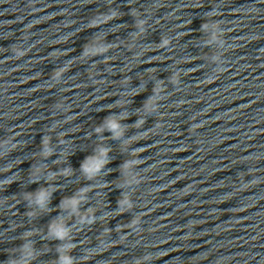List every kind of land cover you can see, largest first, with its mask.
Here are the masks:
<instances>
[{
	"label": "clouds",
	"instance_id": "clouds-1",
	"mask_svg": "<svg viewBox=\"0 0 264 264\" xmlns=\"http://www.w3.org/2000/svg\"><path fill=\"white\" fill-rule=\"evenodd\" d=\"M214 12H211V15H214ZM90 23H95V21H92ZM146 23V21L144 19H140L138 20V25H140V33H143L144 31H146V29L143 27V25ZM203 27L205 29H207L209 26L207 24L203 25ZM213 28H219V23L218 24H214L212 26ZM221 34H224V30L221 28L219 29ZM215 38V37H214ZM168 40H164L163 44H168ZM104 46H99L97 48H94L92 50V55H95L97 52H103ZM25 53L20 51L17 52L18 56H23ZM89 55L88 51L86 50L84 53V56ZM65 71L64 68H61L59 71L56 72V75L54 78H60L61 74ZM143 123V121H138V124ZM105 129L111 131L113 133V138H119L122 135V126L119 124V122L116 119H108L105 124L97 127L95 129V131L97 133H101L102 131H104ZM0 147H3V145H0ZM47 151H51L50 149H48ZM108 151H110V149H101L99 155L94 156V157H89L88 158V162L87 164L82 166V171L87 175V177L89 179H93L96 176H98L100 174V172L103 170L104 166L109 163L108 158H107V153ZM4 153H0V155H3ZM86 191V189L81 190V194H78V196L73 197L69 203L72 205L73 208V212L77 213L78 212V207L80 205V203L84 202L85 198L82 195V193ZM50 197H51V193L48 192L46 189H40L39 191H37L35 194H26L25 195V199H27L28 201V205L29 207H33V205L39 207L41 210H45L47 209L48 203L50 201ZM89 212H92V209L88 210ZM102 218V217H101ZM81 225H91L93 223L96 222V216L95 214L91 215V216H81L80 215V219L78 221ZM69 230L65 229L64 231H58L55 233V236L59 239H63L65 237V235L67 234ZM72 247H75V245H73ZM144 259H151V256H146L144 257ZM74 259L72 257H68V256H62L60 258L59 264H73ZM7 264H17L16 261L14 260H10L7 262ZM137 264H141L140 261H137Z\"/></svg>",
	"mask_w": 264,
	"mask_h": 264
}]
</instances>
